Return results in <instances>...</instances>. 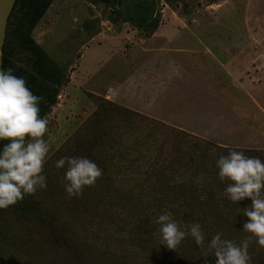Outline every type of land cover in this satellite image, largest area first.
<instances>
[{
	"label": "rangeland",
	"instance_id": "obj_1",
	"mask_svg": "<svg viewBox=\"0 0 264 264\" xmlns=\"http://www.w3.org/2000/svg\"><path fill=\"white\" fill-rule=\"evenodd\" d=\"M157 1L160 23L150 32L111 20L126 0H52L32 28L66 81L43 116L45 139L53 138L46 188L0 209V264H214L190 236L175 250L160 245L155 219L164 211L178 225L199 223L205 243L217 232L236 244L246 235L247 218L238 211L250 201L232 204L222 195L227 181L216 178L215 150L206 154L204 186L196 194L191 184L178 186L175 175L155 182L141 177L159 147L164 156L176 148L168 131L149 130L146 119L264 160V0ZM97 98L143 118L122 129V157L110 159L114 149H97L95 140L74 150ZM86 154L105 155L108 169L68 198L65 169L55 161ZM205 186L213 193H203ZM248 254L250 264H264V248L255 241Z\"/></svg>",
	"mask_w": 264,
	"mask_h": 264
},
{
	"label": "clouds",
	"instance_id": "obj_2",
	"mask_svg": "<svg viewBox=\"0 0 264 264\" xmlns=\"http://www.w3.org/2000/svg\"><path fill=\"white\" fill-rule=\"evenodd\" d=\"M22 76L13 70L0 69V209L7 208L47 186L43 174L49 158L52 137L45 139L49 121L40 116V101ZM55 168H64L63 190L68 198L79 196L85 187L93 186L102 170L88 157L61 156ZM216 178L227 181L222 195L236 204L247 198L250 203L238 213L247 219L239 244L222 238L217 232L205 243L199 223L178 225L171 211L159 214V243L175 250L186 236L203 249L201 257H214V264H250L249 243L264 248V160L228 149L215 160ZM207 264V261H205Z\"/></svg>",
	"mask_w": 264,
	"mask_h": 264
},
{
	"label": "trees",
	"instance_id": "obj_3",
	"mask_svg": "<svg viewBox=\"0 0 264 264\" xmlns=\"http://www.w3.org/2000/svg\"><path fill=\"white\" fill-rule=\"evenodd\" d=\"M52 0H15L10 15L8 17L4 42L2 45V69L13 70V75L22 76L27 86L33 94L41 96L40 116H44L50 107L56 102L57 95L63 83L66 81L65 72L44 54L39 45L33 40L31 30L44 14ZM168 3L178 2V0H163ZM206 3L216 2L218 0H204ZM160 6L157 0H126L125 5L114 11L111 20L123 18L131 22L134 26L144 32L154 30L160 23ZM27 57L24 60V66L18 64L23 55ZM98 104L96 110L82 125L76 137L74 138V150L84 148L89 140H95V147L101 149L106 145L113 157H122V151L119 145L122 143V129L133 127L137 120L143 121V118L128 108L116 105L106 101L103 98H97ZM145 119V118H144ZM149 130L168 131L171 140L173 139L176 148L171 155H163L161 147L157 149L154 155L149 156L144 178L141 182L150 180L168 181L174 178L178 186L191 184V192H199V186H204L203 174L207 170L206 154L208 151L215 150L217 156L227 154L228 147L216 146L210 142L201 140L187 132L146 119ZM138 124V123H137ZM141 124V123H140ZM137 140V139H136ZM149 139L137 140V143L147 142ZM73 146V145H72ZM71 145L67 150H71ZM94 148V147H93ZM80 150V149H79ZM85 153L87 151L83 150ZM117 153V154H116ZM86 156L93 160L97 166L106 172L105 155L101 158H93L88 154ZM182 184V185H181ZM205 190V191H204ZM203 193H213L210 189L203 187ZM212 195V194H209ZM31 216V215H24ZM34 219L37 217L32 216Z\"/></svg>",
	"mask_w": 264,
	"mask_h": 264
},
{
	"label": "water",
	"instance_id": "obj_4",
	"mask_svg": "<svg viewBox=\"0 0 264 264\" xmlns=\"http://www.w3.org/2000/svg\"><path fill=\"white\" fill-rule=\"evenodd\" d=\"M15 0H0V69H2V45L5 37V30L8 17Z\"/></svg>",
	"mask_w": 264,
	"mask_h": 264
}]
</instances>
